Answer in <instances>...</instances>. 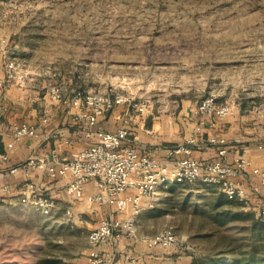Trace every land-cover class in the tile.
I'll return each instance as SVG.
<instances>
[{
  "label": "rangeland",
  "instance_id": "374dc122",
  "mask_svg": "<svg viewBox=\"0 0 264 264\" xmlns=\"http://www.w3.org/2000/svg\"><path fill=\"white\" fill-rule=\"evenodd\" d=\"M8 59L40 93L56 85L61 97L121 94L147 103V118L198 113L209 94L233 113L264 115V0H0L4 66ZM220 190L200 180L158 189L154 207L137 215L138 233L171 226L177 240L155 264H212L228 244L235 264H264V201L248 210ZM63 210H16L0 199V264H85L88 256L94 264L95 217Z\"/></svg>",
  "mask_w": 264,
  "mask_h": 264
},
{
  "label": "crops",
  "instance_id": "0c3cea01",
  "mask_svg": "<svg viewBox=\"0 0 264 264\" xmlns=\"http://www.w3.org/2000/svg\"><path fill=\"white\" fill-rule=\"evenodd\" d=\"M4 75V60L3 64L0 60V134L7 154V159L0 161V199H3V207L16 210L29 207L20 198L28 192L27 185L30 183L37 188L38 193H44L54 200L52 212H60L65 208L62 211L64 214L67 209L74 214H92L96 219L93 227L103 217L125 216L126 212L119 211L114 204H101L85 197L74 200L64 189L69 181V174L49 172L40 165L42 162L30 167L29 173L22 169L7 172L10 165L30 157L51 160L53 151H57L60 159L72 158L77 151L89 145L92 138L84 136L82 123L75 119L77 112L85 106L82 100L73 101L71 95L60 99L52 98L48 91L40 93L38 89L31 88L28 82L26 89L16 84L4 85L1 82ZM124 114L130 116L127 142L157 157H164L170 144L184 142L193 136L195 142L191 143L192 156L201 163L210 162L218 156L217 145L208 141L209 136L215 135L226 138L227 151L224 159L233 161L244 155L254 164L264 166V115L248 116L236 111L222 119L207 120L200 113L184 116L182 112H164L147 118V112H137L136 108L121 104L98 115L97 124L104 129H113L121 123V116ZM19 122L34 125L35 133L15 137L11 127ZM197 180L202 181L201 178L195 181ZM244 180V184L249 187L253 178L251 180L247 173ZM4 184H8V188L4 189ZM94 191V180L90 179L85 185V193ZM155 198L156 195L152 205L146 198L143 199L139 213L154 207ZM252 199L264 201V186ZM71 217L69 219L73 218ZM170 247L148 246L142 239L130 238L121 233L112 242L92 246L90 251L95 250L101 257L99 264H155L165 260L162 253L169 251ZM83 261L91 264L89 256Z\"/></svg>",
  "mask_w": 264,
  "mask_h": 264
},
{
  "label": "built area",
  "instance_id": "2783aa9c",
  "mask_svg": "<svg viewBox=\"0 0 264 264\" xmlns=\"http://www.w3.org/2000/svg\"><path fill=\"white\" fill-rule=\"evenodd\" d=\"M5 75L1 82L7 85L16 84L26 89L27 77L25 72L14 59L5 62ZM61 89L56 85L49 87L48 94L52 98H61ZM73 101L82 100L84 107L75 115V119L82 123L84 136L92 138L86 147L77 151L72 158L60 159L57 151H53L51 160L30 157L20 163L12 164L7 172H28L32 166L40 165L49 172L60 175L69 174L65 192L74 200L83 197L98 203L114 204L119 211L126 212L123 217L107 216L100 219L97 226L88 234L91 244L112 242L121 233L130 238L142 239L148 246L160 245L169 247L175 244L177 234L175 228L166 226L150 234H139L137 230V215L141 211L143 199L153 204L154 196L161 186L169 182L192 183L202 178L207 183H217L228 198L237 199L244 208L253 209L254 194L264 186V166L256 165L252 160L241 155L233 161L224 159L227 151V142L224 136H209L208 141L217 145V158L210 162L201 163L191 154V143L195 142L193 136L184 142L170 144L167 153L160 158L147 150L127 142L129 134L130 117L121 116V123L113 129H104L98 126L97 119L104 110L115 109L125 104L133 105L138 111H144L147 103L134 101L121 94L108 99L100 93L87 92L82 94L75 90L71 94ZM198 113L207 120L222 119L232 112L230 104L226 101L218 102L214 94L203 98L197 106ZM34 125L15 123L11 127L15 137L32 135L35 133ZM7 159L5 152L0 153V161ZM251 177L249 187L244 184V177ZM94 180L95 191L85 193V185ZM4 189L8 184H4ZM28 192L21 198V202L38 209L43 214H50L54 208V200L44 193H38L33 184L27 185ZM258 213L264 220V204L258 207ZM70 214V210H66ZM92 263L101 260L95 250L90 251Z\"/></svg>",
  "mask_w": 264,
  "mask_h": 264
},
{
  "label": "trees",
  "instance_id": "16d2710c",
  "mask_svg": "<svg viewBox=\"0 0 264 264\" xmlns=\"http://www.w3.org/2000/svg\"><path fill=\"white\" fill-rule=\"evenodd\" d=\"M1 138H2V136L0 134V153H3L5 151V147H4V143L2 142ZM201 180H202V178H201ZM205 183H207V182H205ZM214 184L218 185L217 183H214ZM221 194H222V196H224V199H226L225 202H228V203L237 202V203L241 204V202L239 200H237V199L228 198V196H226L223 191H221ZM218 204H221V202H216L214 205H218ZM222 212L228 214L229 210L225 209V210H222ZM260 224L263 225V222H260ZM228 245H230V244H228ZM227 246H226V248H222V250H220V253H222V254H220L219 256H216L214 259L211 258L210 262L212 264H220L222 261H227V260L230 261V264H235V263H237V261H239V258H238V256L235 255V253L234 254H229V252H232L231 251L232 247H230V246L227 247ZM225 250L226 251L228 250V252L226 253ZM249 263L250 262H247V264H249Z\"/></svg>",
  "mask_w": 264,
  "mask_h": 264
}]
</instances>
